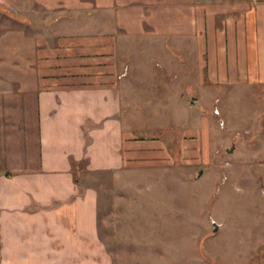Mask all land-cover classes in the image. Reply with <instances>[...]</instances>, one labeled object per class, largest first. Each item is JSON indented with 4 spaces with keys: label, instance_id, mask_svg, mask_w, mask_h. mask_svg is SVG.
Wrapping results in <instances>:
<instances>
[{
    "label": "crops",
    "instance_id": "crops-1",
    "mask_svg": "<svg viewBox=\"0 0 264 264\" xmlns=\"http://www.w3.org/2000/svg\"><path fill=\"white\" fill-rule=\"evenodd\" d=\"M13 3L0 79L26 94L39 156L0 174V264H113L94 182L168 154L124 118H192L195 86L264 87V0Z\"/></svg>",
    "mask_w": 264,
    "mask_h": 264
},
{
    "label": "rangeland",
    "instance_id": "rangeland-1",
    "mask_svg": "<svg viewBox=\"0 0 264 264\" xmlns=\"http://www.w3.org/2000/svg\"><path fill=\"white\" fill-rule=\"evenodd\" d=\"M14 3L0 0V20L20 17ZM188 92L192 118L166 109L152 117L147 108L124 118L137 135L162 140L166 156L94 182L113 264H264V87ZM25 96L0 79V174L38 166Z\"/></svg>",
    "mask_w": 264,
    "mask_h": 264
}]
</instances>
